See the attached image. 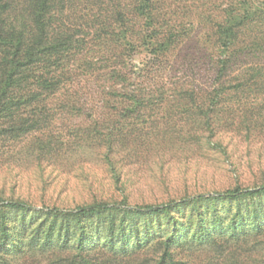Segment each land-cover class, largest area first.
<instances>
[{
	"label": "rangeland",
	"instance_id": "374dc122",
	"mask_svg": "<svg viewBox=\"0 0 264 264\" xmlns=\"http://www.w3.org/2000/svg\"><path fill=\"white\" fill-rule=\"evenodd\" d=\"M246 1L258 9L223 53L217 27L238 0H152L147 29L134 15L136 0H53L51 32L72 47L60 57L58 91L0 116V198L62 209L98 201L137 206L264 184V0ZM157 30L169 42L153 52L145 32ZM117 68L124 81L112 75ZM133 88L145 98L124 116ZM35 113L37 126L17 129ZM216 213L206 239L193 236L187 209L174 213L180 236L166 264H264V193L220 204ZM202 216L208 223L209 212ZM44 219L0 206V247L2 229L8 237L0 264H69L78 233L70 230L64 241L56 228L42 245ZM107 220L102 214L83 223L90 264H158L168 231L123 251L124 224ZM110 233L122 236L114 246Z\"/></svg>",
	"mask_w": 264,
	"mask_h": 264
},
{
	"label": "trees",
	"instance_id": "16d2710c",
	"mask_svg": "<svg viewBox=\"0 0 264 264\" xmlns=\"http://www.w3.org/2000/svg\"><path fill=\"white\" fill-rule=\"evenodd\" d=\"M134 6V15L145 19V29L151 26V20L154 16L152 0H136ZM53 0H26V5H7L6 1L0 0V116L11 117L14 106L19 107V103L24 106L38 101L42 96L54 94L60 88V75L56 70L60 64V57L67 53L72 42L69 37H60L51 32L53 24ZM239 5L229 7L226 10L224 22L217 27V40L220 50L225 53L231 49L234 38L238 30L244 26L250 18L256 13L246 0H238ZM122 15V24H124ZM129 28L128 25L123 28L122 37L125 38ZM145 32V31H144ZM147 32V31H146ZM149 38L147 44H152V51L164 50L168 44V38H163L159 30L153 33H146ZM148 42V41H147ZM130 45V42L127 41ZM164 48V49H163ZM230 59L226 55L218 60L219 71L221 73L227 67ZM123 68L112 70L111 73L119 80L124 81L127 77ZM26 89V95L20 96L18 92ZM128 95V102L123 111L124 116H130L134 108L141 105L145 97L137 93L134 88ZM218 93L213 95L211 104H216L214 99ZM36 118L21 119L17 129L34 128L38 125L39 119ZM208 116V115H207ZM14 129V128H13ZM264 193V184L254 187L228 188L223 191L210 193H198L192 196H185L180 199H171L159 204L127 205L124 202H92L83 205H77L73 208L58 207H37L22 200L2 199L0 206L10 210L19 211L23 215L33 212L42 213L48 216L43 221L48 223V227L39 231L38 234H44L46 239L42 245L49 244L54 238L51 231L56 229L60 235H64L62 240H67L68 235L75 228L77 234L76 251L66 257L69 264H90L86 240L89 234L86 226L83 224L86 219L96 218L102 214L108 216V226L112 227L118 222L122 225V234L125 239L120 249L126 251L129 246H142L150 237L159 232L168 231L164 236L163 252L159 258L158 264H166L171 260L170 245L173 240L180 236V226L178 219L174 215L176 211L188 210V221L194 227L193 236L200 238H211L214 221L216 220L217 208L220 204L237 203L248 197ZM209 212L208 223L204 222L202 212ZM194 221H191L192 219ZM4 216L1 215L3 221ZM191 219V220H190ZM43 225L40 224V227ZM4 227V224H2ZM7 229H2L3 239L0 248L4 247ZM111 238L109 241L116 244L117 240ZM5 238V239H4Z\"/></svg>",
	"mask_w": 264,
	"mask_h": 264
}]
</instances>
